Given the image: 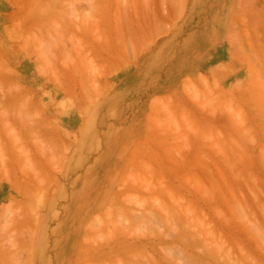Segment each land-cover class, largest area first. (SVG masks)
Returning a JSON list of instances; mask_svg holds the SVG:
<instances>
[{"label": "rangeland", "instance_id": "1", "mask_svg": "<svg viewBox=\"0 0 264 264\" xmlns=\"http://www.w3.org/2000/svg\"><path fill=\"white\" fill-rule=\"evenodd\" d=\"M0 75V264H264V0H0Z\"/></svg>", "mask_w": 264, "mask_h": 264}, {"label": "bare ground", "instance_id": "2", "mask_svg": "<svg viewBox=\"0 0 264 264\" xmlns=\"http://www.w3.org/2000/svg\"><path fill=\"white\" fill-rule=\"evenodd\" d=\"M34 18V17H33ZM21 25V24H20ZM30 28V27H29ZM29 43H26V47H25V49H28V45ZM39 57H40V55H39ZM38 58V57H37ZM37 61H39V60H37ZM3 70V69H2ZM6 71V70H5ZM39 72H42V71H39ZM11 74V73H10ZM1 76V75H0ZM0 80H2V77H1V79ZM10 81V80H9ZM7 104V103H6ZM2 105H4V104H2ZM2 107L3 106H1V103H0V117H3V119L5 120V123H6V115L5 114H3V112H5V111H2ZM5 108V107H4ZM1 119V121H2V118H0ZM8 121V120H7ZM2 123H4V121L2 122ZM5 123L4 124H2V125H5ZM10 126V125H9ZM14 129V128H13ZM20 140V139H19ZM162 211V210H161ZM167 216V215H166ZM139 218V217H138ZM156 219V218H155ZM168 218L166 217V220H167Z\"/></svg>", "mask_w": 264, "mask_h": 264}]
</instances>
